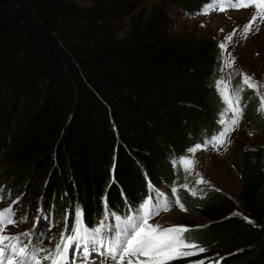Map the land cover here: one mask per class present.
I'll list each match as a JSON object with an SVG mask.
<instances>
[{
    "label": "trees",
    "instance_id": "trees-1",
    "mask_svg": "<svg viewBox=\"0 0 264 264\" xmlns=\"http://www.w3.org/2000/svg\"><path fill=\"white\" fill-rule=\"evenodd\" d=\"M158 1L121 33L130 0H0V163L45 217L58 211L72 225L79 205L92 227L106 194L125 213L149 182L171 180L167 159L217 133V44L172 35L166 11L195 16L210 0ZM237 150L227 161L247 220L223 191L190 186L195 196H178L205 219L187 236L220 264H264V146Z\"/></svg>",
    "mask_w": 264,
    "mask_h": 264
},
{
    "label": "rangeland",
    "instance_id": "rangeland-1",
    "mask_svg": "<svg viewBox=\"0 0 264 264\" xmlns=\"http://www.w3.org/2000/svg\"><path fill=\"white\" fill-rule=\"evenodd\" d=\"M76 3L84 6L91 4L92 0H75ZM132 7L117 18L116 23L120 28V32H126L132 25V22L139 16H145L151 7L155 4H160L158 0H130ZM167 15L169 16V26L171 34L177 37L189 36L196 40H210L217 44L220 54V62L211 76V83L215 96L221 105V112L224 110V101L221 98L220 92L217 90L216 82L223 80L229 90L238 89L241 86V73L252 76L254 81L261 85V94H264V20H258L254 25L253 30L245 38L243 35V27L252 18L255 13V8L236 9L228 8L221 12L219 8L211 10L208 15L197 14L189 16L180 10L166 6ZM235 30L236 34L233 40L228 44L226 50L219 48L221 42H226L225 38L232 34ZM231 53V55H229ZM235 58V62L231 69L227 68L224 61H230ZM223 69V71L221 70ZM223 88V85L221 86ZM244 102H247V107L244 112V117L240 122L239 127L231 133L229 139L230 144L221 146L219 151L216 148L209 146L206 149H200L195 153L196 161L194 168L188 172L185 171L179 161L167 159L165 162V170L171 180H161L157 184L156 189L161 192L167 199H172L171 189L177 187L178 191L183 188L180 185L187 183L190 186H210L228 194L234 199L235 207L233 213H240L241 217L247 216L239 201L240 178L227 161V155L237 153V148H246L250 146H264V114L257 113L258 98L254 90L246 89L242 94ZM249 109L248 113L246 111ZM221 114V113H220ZM220 119V115L218 117ZM218 121V120H217ZM217 132L221 130V126L216 124ZM251 133V135H250ZM227 147V150H224ZM183 158L192 159V155L188 153ZM202 176L208 184L196 185L195 180ZM4 166L0 163V209H4L12 202L20 197V202L13 205L16 211V219L19 221L15 226H9L6 230L7 234H18L23 232H36L43 234V246L45 248H54L58 242L59 233L65 227V215L58 211H47L46 217L41 212H37L31 200V188L29 186H21L10 183L9 178L4 176ZM180 178L182 181H180ZM183 192H180V195ZM178 195V193H177ZM187 211H182L178 205L173 206L169 211L163 212L150 223H159L164 227L173 225H184L189 228L200 225L204 221L205 213L200 210L192 209L185 199ZM144 199V197H143ZM142 199V200H143ZM142 200L140 202H142ZM181 202V200H180ZM139 203V202H138ZM183 204V202H181ZM119 213V212H118ZM28 217L26 220L22 219ZM41 219L37 222V218ZM73 222V221H72ZM68 220V226L71 225ZM72 224V223H71ZM211 258V264H215L219 256L215 253L200 254L194 257H187L179 260L168 262V264H194V261ZM217 258V260H212ZM126 264V262H125ZM135 264V260L133 261ZM206 264L209 261L206 260Z\"/></svg>",
    "mask_w": 264,
    "mask_h": 264
},
{
    "label": "snow or ice",
    "instance_id": "snow-or-ice-1",
    "mask_svg": "<svg viewBox=\"0 0 264 264\" xmlns=\"http://www.w3.org/2000/svg\"><path fill=\"white\" fill-rule=\"evenodd\" d=\"M250 6H254L255 13L243 27V35L246 38L257 21L264 20V0H210V3L201 9L200 14L208 15L211 10L216 8L224 12L228 8L235 7L238 10L241 7ZM235 34L234 30L225 38L226 42L219 44L222 54L228 44L232 42ZM234 62V57L230 61H224L229 69L233 67ZM221 70L223 71V69ZM241 76V86L238 89L229 90L223 80L216 82L217 90L225 105L220 119L217 121L221 130L211 135L203 144L197 143L188 149L193 158H181L179 161L186 172L194 168L196 163L194 156L198 150L212 146L219 151L221 146L231 143L229 137L239 127L247 107V102H244L242 95L246 89L254 90L259 101L256 111L264 114V94H261V85L254 81L252 76L245 73H241ZM224 150L226 151L227 147H224ZM196 175L199 176V173ZM115 182L113 176L112 183ZM208 183L202 176L195 180L196 185ZM180 187L188 189L192 195H196V190L189 189L187 183ZM148 189L155 195H149L134 209H130V214L123 217L110 211L106 194L102 198L104 216L95 227H89L86 224L84 209L79 205L75 206L70 234H66L69 233L66 216L64 231L61 232L59 242L55 244L54 248L43 246L42 233L32 231L5 234L9 226L19 223L15 218L16 211L13 207L20 202V197H17L12 205L0 209V264H45V262L48 264H77V260H79V264H91L89 258L94 254L104 258L103 264H125V262L133 264L134 260L135 264H168L170 261L206 253L207 248L189 240L187 234L192 229L188 226L164 227L159 223H150L161 212H167L176 205L182 211H187L177 195L178 188L172 187V199L164 198L162 193L156 192L151 182L148 183ZM0 192H3L2 188H0ZM109 215L113 217L114 223H108ZM234 215L241 214L234 213ZM27 218L22 219L26 220ZM40 219L38 217L37 222ZM245 219L247 220V217ZM206 260L211 264V258L207 257L194 261V264H206ZM215 264H220V261L217 260Z\"/></svg>",
    "mask_w": 264,
    "mask_h": 264
}]
</instances>
